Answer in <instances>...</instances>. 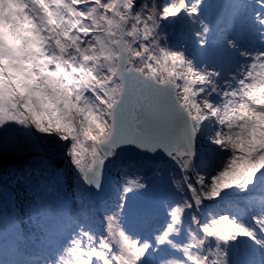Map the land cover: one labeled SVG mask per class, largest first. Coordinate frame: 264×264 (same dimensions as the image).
<instances>
[{
  "label": "snow or ice",
  "instance_id": "snow-or-ice-1",
  "mask_svg": "<svg viewBox=\"0 0 264 264\" xmlns=\"http://www.w3.org/2000/svg\"><path fill=\"white\" fill-rule=\"evenodd\" d=\"M229 7L243 38L205 0H0V171L120 180L99 226L37 191L29 223L66 235L0 264H264V0Z\"/></svg>",
  "mask_w": 264,
  "mask_h": 264
},
{
  "label": "rangeland",
  "instance_id": "rangeland-1",
  "mask_svg": "<svg viewBox=\"0 0 264 264\" xmlns=\"http://www.w3.org/2000/svg\"><path fill=\"white\" fill-rule=\"evenodd\" d=\"M244 3L245 0H205L209 20L214 24H220L222 26H227V24L229 26H236L235 31L240 25L238 19H234V17L242 10L229 6ZM237 32L240 33L241 37L244 35L240 29ZM176 41L177 36L173 37L171 42L175 44ZM211 56V52L207 55L201 54L200 59L206 60ZM42 158H47V156L44 153H40L34 157L29 156L25 160L29 164V169L25 170L18 163L17 168L19 171L15 175L0 171V204L6 207V209H12L14 212V217L4 220L2 224L3 226L0 231V259L18 261L26 260L30 254H32V257L40 255L48 250L52 241H58L60 239L61 231L66 235L67 229L56 222L49 223L47 232L37 229L34 223H29L30 206L37 191L43 190V194L49 200L66 202L71 210L95 226L100 225L106 208L115 199L120 186V180L115 170L112 171L116 183L113 195L103 202L97 200L92 201L79 187L75 179V173L67 163L62 161L61 166L56 170L59 175H56L53 171H39ZM33 169L38 171L35 172ZM29 173L31 174L29 175ZM54 177L59 182L58 185L52 182ZM152 178L153 180L151 182L155 186L156 191L165 194L166 175L161 173L148 177L149 180ZM37 185H39V188ZM138 203H143V201L140 200ZM240 207L242 208L243 205L241 204ZM13 219H15V229L19 230L22 242H18L16 239V232L14 231L12 222ZM137 223H139L142 230H147L150 226L149 223H143L142 220L137 221ZM33 235L41 236L43 239L41 243L32 240ZM31 241L33 246L26 248L24 244H29ZM36 246L39 249H36ZM248 258L247 253L243 251L239 252L236 256V259L239 260H246ZM256 258L259 259L258 256Z\"/></svg>",
  "mask_w": 264,
  "mask_h": 264
},
{
  "label": "water",
  "instance_id": "water-1",
  "mask_svg": "<svg viewBox=\"0 0 264 264\" xmlns=\"http://www.w3.org/2000/svg\"><path fill=\"white\" fill-rule=\"evenodd\" d=\"M128 155H132V154H128ZM51 156V153H48L47 158ZM58 163L62 164V160H60L59 158H57ZM113 172H110L107 175L106 178V185L105 188L102 192L96 193L95 191H93L92 193H85V195L90 198V200L92 199V201L97 200L99 202H103L108 200L114 193V190L116 188V183H115V177H113Z\"/></svg>",
  "mask_w": 264,
  "mask_h": 264
},
{
  "label": "bare ground",
  "instance_id": "bare-ground-1",
  "mask_svg": "<svg viewBox=\"0 0 264 264\" xmlns=\"http://www.w3.org/2000/svg\"><path fill=\"white\" fill-rule=\"evenodd\" d=\"M238 23H239V21H238ZM240 25V24H239ZM227 26L231 29L233 26H229L228 24H227ZM235 28H236V26H234ZM238 29H240V27H237V30ZM237 30H236V32H237ZM240 31H241V29H240ZM244 36V35H243ZM243 36H242V38H243ZM251 38V37H250ZM252 39V42L253 43H256V41H255V39L254 38H251ZM29 158V157H28ZM21 164V166H23L24 167V169L25 170H28L29 169V164L27 163V161L25 162H23V163H20ZM35 172H37L38 170H36V169H33ZM32 240H36V241H39L40 243H41V241L43 240L42 239V237L41 236H38V235H33V238H32ZM34 243H35V241H34ZM24 246L26 247V248H28V247H32L33 246V243H32V241L28 244H24ZM35 246V245H34ZM39 249V247L38 246H36V249ZM35 253V252H34ZM31 258H33L32 257V254H30V255H28V257H27V259H31ZM259 258V257H258Z\"/></svg>",
  "mask_w": 264,
  "mask_h": 264
},
{
  "label": "trees",
  "instance_id": "trees-1",
  "mask_svg": "<svg viewBox=\"0 0 264 264\" xmlns=\"http://www.w3.org/2000/svg\"><path fill=\"white\" fill-rule=\"evenodd\" d=\"M168 32H169V35L170 36H172V38H173V36H174V33L176 32V30L174 29V28H170V29H168ZM153 180V178L152 179H150V181H152ZM55 185H58L59 184V182L57 181V179H55V177H54V179H53V181H52ZM167 182V181H166ZM166 185V184H165ZM165 189H166V187H165ZM160 194V196H163L164 195V193H159ZM0 209H6V207H4V206H2L1 204H0ZM4 220H5V218H4V216L3 215H0V231H1V228H2V224H3V222H4Z\"/></svg>",
  "mask_w": 264,
  "mask_h": 264
}]
</instances>
